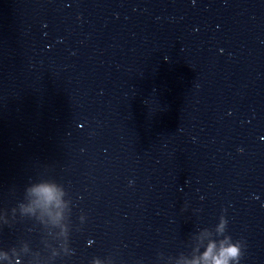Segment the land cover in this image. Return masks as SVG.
Wrapping results in <instances>:
<instances>
[{
    "label": "water",
    "instance_id": "95a60500",
    "mask_svg": "<svg viewBox=\"0 0 264 264\" xmlns=\"http://www.w3.org/2000/svg\"><path fill=\"white\" fill-rule=\"evenodd\" d=\"M223 259L264 264V0H0V264Z\"/></svg>",
    "mask_w": 264,
    "mask_h": 264
},
{
    "label": "clouds",
    "instance_id": "9594fccd",
    "mask_svg": "<svg viewBox=\"0 0 264 264\" xmlns=\"http://www.w3.org/2000/svg\"><path fill=\"white\" fill-rule=\"evenodd\" d=\"M225 257H230V253H228L227 251H225ZM217 264H228V260L227 259L219 260L217 262Z\"/></svg>",
    "mask_w": 264,
    "mask_h": 264
}]
</instances>
